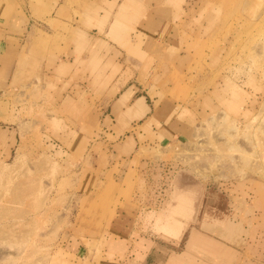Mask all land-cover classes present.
Masks as SVG:
<instances>
[{
    "label": "rangeland",
    "instance_id": "obj_1",
    "mask_svg": "<svg viewBox=\"0 0 264 264\" xmlns=\"http://www.w3.org/2000/svg\"><path fill=\"white\" fill-rule=\"evenodd\" d=\"M113 1L0 0V264H121L120 237L110 236L118 215L180 238L184 229L165 226L184 216L173 211L178 191L192 196L193 227L253 223L248 257L264 264V0L147 3L166 19L162 32L136 53L120 45L118 69L132 70L138 94L177 110L163 120L167 141L147 134L126 160L109 155L122 139L104 121L110 98L56 72L75 29L109 40L90 17L104 14L108 29ZM99 53L101 70L116 59ZM246 198L252 218H238Z\"/></svg>",
    "mask_w": 264,
    "mask_h": 264
},
{
    "label": "crops",
    "instance_id": "obj_2",
    "mask_svg": "<svg viewBox=\"0 0 264 264\" xmlns=\"http://www.w3.org/2000/svg\"><path fill=\"white\" fill-rule=\"evenodd\" d=\"M149 1L114 0L112 6L109 5L113 10H106L111 20L108 29H104V14H99L94 19L90 17V22L93 21L99 27L100 34L108 36V41L89 30L75 29L71 47L68 48L61 42L60 49L63 51L61 55L56 54L59 56L57 73L74 78L81 87H89L91 91H102L105 98L106 96L110 98L111 112L105 115L104 121L109 124L108 134L116 139L122 137L120 141L111 144L113 150L109 155L114 159L126 160L131 154L141 150L146 142L145 140L143 144L141 139L146 138L147 134H156L160 143L171 137V132L165 128L163 120L169 117L173 104L155 105L147 95L138 94L140 88L137 85L130 83L132 70L125 67L118 69L121 66L117 59L121 46L127 47L130 54L136 53L141 49V44L145 43L144 39H149L153 35L157 37L156 33L162 32L166 19L159 14L154 17L148 15L146 6ZM117 2L118 5L115 6ZM117 21L118 26L112 30ZM104 48L109 50L107 57L113 54L116 55V59L108 60L105 68L101 70L103 65L100 63L102 56L99 52ZM83 54L89 55L86 61L83 60ZM93 62L94 65L91 66ZM86 65L93 67L92 70H84ZM154 106L157 108L154 109ZM176 107L174 110H177ZM150 164L148 166L152 170L153 166ZM185 192L193 193V190ZM252 202L247 201V198L241 202L243 209L238 206V218L241 211L245 217L252 218ZM191 209L188 208L189 213L186 217L174 218L184 222L185 228L180 238L170 239L139 230L136 227L138 224L135 220L136 215L119 214L118 226L116 229L111 228L113 233L110 232V236H119L120 243L112 251L122 254L121 264H256L252 257H248L258 240V233L253 231V223H243L240 217L238 221L218 219L212 223L205 222L202 227L197 228L192 226L195 211ZM227 223L235 225L237 230L230 233L226 229ZM186 232L188 237L184 247L179 249ZM193 235L200 238L194 241Z\"/></svg>",
    "mask_w": 264,
    "mask_h": 264
},
{
    "label": "bare ground",
    "instance_id": "obj_3",
    "mask_svg": "<svg viewBox=\"0 0 264 264\" xmlns=\"http://www.w3.org/2000/svg\"><path fill=\"white\" fill-rule=\"evenodd\" d=\"M177 205L174 207L175 212L182 213L185 217L188 215L189 204L192 201V196L189 193L177 192ZM172 217V216H171ZM169 218V216H168ZM176 218V217H175ZM168 221V220H167ZM167 230L170 232L176 233V235H180L183 229L185 228L184 222H181L179 219H172L165 224ZM198 237L196 235L192 236V240H196ZM193 242V241H192Z\"/></svg>",
    "mask_w": 264,
    "mask_h": 264
}]
</instances>
